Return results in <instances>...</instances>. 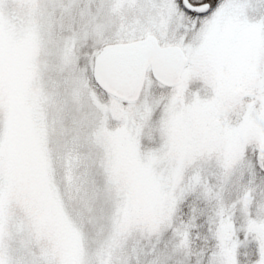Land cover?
Instances as JSON below:
<instances>
[{"label":"snow or ice","instance_id":"1","mask_svg":"<svg viewBox=\"0 0 264 264\" xmlns=\"http://www.w3.org/2000/svg\"><path fill=\"white\" fill-rule=\"evenodd\" d=\"M0 264H264V0H0Z\"/></svg>","mask_w":264,"mask_h":264},{"label":"rangeland","instance_id":"2","mask_svg":"<svg viewBox=\"0 0 264 264\" xmlns=\"http://www.w3.org/2000/svg\"><path fill=\"white\" fill-rule=\"evenodd\" d=\"M13 10H16V11H19V10H22V6L17 4V5H13Z\"/></svg>","mask_w":264,"mask_h":264}]
</instances>
